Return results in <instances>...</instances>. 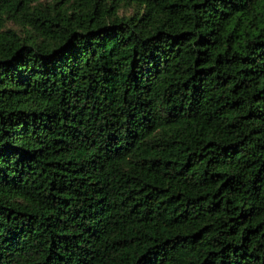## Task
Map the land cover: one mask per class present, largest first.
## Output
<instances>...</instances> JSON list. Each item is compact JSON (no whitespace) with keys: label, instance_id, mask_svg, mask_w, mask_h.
Instances as JSON below:
<instances>
[{"label":"trees","instance_id":"1","mask_svg":"<svg viewBox=\"0 0 264 264\" xmlns=\"http://www.w3.org/2000/svg\"><path fill=\"white\" fill-rule=\"evenodd\" d=\"M0 264H264V0H0Z\"/></svg>","mask_w":264,"mask_h":264}]
</instances>
